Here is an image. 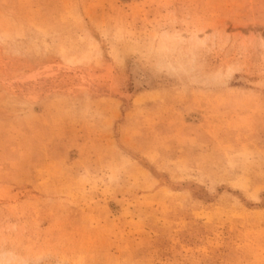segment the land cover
<instances>
[{
  "label": "rangeland",
  "instance_id": "1",
  "mask_svg": "<svg viewBox=\"0 0 264 264\" xmlns=\"http://www.w3.org/2000/svg\"><path fill=\"white\" fill-rule=\"evenodd\" d=\"M0 264H264V0H0Z\"/></svg>",
  "mask_w": 264,
  "mask_h": 264
},
{
  "label": "bare ground",
  "instance_id": "2",
  "mask_svg": "<svg viewBox=\"0 0 264 264\" xmlns=\"http://www.w3.org/2000/svg\"><path fill=\"white\" fill-rule=\"evenodd\" d=\"M135 69H136V68H135ZM133 70H134V69H133ZM133 70H132V71H133ZM137 72H138V71H136V72H134V71H133L132 73H133V74H135V73H137ZM132 78H134V75H133V77H132Z\"/></svg>",
  "mask_w": 264,
  "mask_h": 264
}]
</instances>
